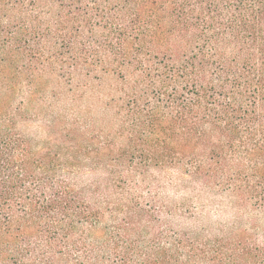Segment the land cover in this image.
<instances>
[{"label":"trees","instance_id":"trees-1","mask_svg":"<svg viewBox=\"0 0 264 264\" xmlns=\"http://www.w3.org/2000/svg\"><path fill=\"white\" fill-rule=\"evenodd\" d=\"M0 264H264V0H0Z\"/></svg>","mask_w":264,"mask_h":264},{"label":"rangeland","instance_id":"rangeland-1","mask_svg":"<svg viewBox=\"0 0 264 264\" xmlns=\"http://www.w3.org/2000/svg\"><path fill=\"white\" fill-rule=\"evenodd\" d=\"M40 126L39 125H32L31 128H30V131L32 133H36L37 135V138L41 141H45L46 140V136H45V133L43 131L40 130L39 128ZM177 193L179 196V198L182 196V191H178V192H175Z\"/></svg>","mask_w":264,"mask_h":264}]
</instances>
